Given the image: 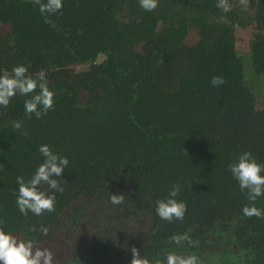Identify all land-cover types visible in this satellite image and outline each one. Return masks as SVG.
I'll return each mask as SVG.
<instances>
[{"label":"trees","instance_id":"1","mask_svg":"<svg viewBox=\"0 0 264 264\" xmlns=\"http://www.w3.org/2000/svg\"><path fill=\"white\" fill-rule=\"evenodd\" d=\"M216 3L159 0L146 12L139 0H64L54 29L32 0H0V74L46 70L55 93L41 119L25 115L28 96L0 107L6 233L52 249L55 264H131L132 247L150 261L264 264V217L243 214L247 195L228 170L249 151L264 164V0H230L229 13ZM214 76L226 83L213 87ZM41 145L69 160L64 192L55 212L25 217L16 178L44 162ZM176 184L187 212L169 223L156 201ZM254 206L264 212V196ZM177 234L193 244L169 243Z\"/></svg>","mask_w":264,"mask_h":264},{"label":"clouds","instance_id":"2","mask_svg":"<svg viewBox=\"0 0 264 264\" xmlns=\"http://www.w3.org/2000/svg\"><path fill=\"white\" fill-rule=\"evenodd\" d=\"M249 0H240L243 6L248 5ZM33 6L38 7L44 22L51 25L54 29L57 27L52 17L62 14L64 0H32ZM159 0H139L140 7L146 12L155 11ZM216 7L224 13H229L233 9L230 0H217ZM226 83L222 76H214L211 80L213 87H219ZM28 96L24 102L25 115L28 119L33 116L41 119L47 115L50 110H54L55 93L49 88V81L46 70H40L33 76L29 73L27 67L20 65L13 67L11 72L4 71L0 74V107L7 108L11 100L17 95ZM13 127L19 130L22 127L21 121H14ZM39 152L44 157V162L38 166L32 177L25 181L23 176H18V194L16 204L21 214L25 217L31 212L35 216H42L45 213H53L56 210L55 192H64L61 178L65 169L69 165L66 157L54 154L48 145H41ZM228 170L233 178L238 181L242 192H245L249 205L242 209L243 214L249 218L264 217V212L255 207L257 198L264 196V164H260L254 158L253 154L244 152L238 157V160L229 163ZM54 190L52 194L42 190V186ZM181 191V186L176 184L170 190L168 197L156 201V213L159 218L166 222L174 220L183 221L187 212V206L182 201L175 199ZM124 195H111L110 203L113 205L123 204ZM4 221L0 220V225ZM31 231L37 229L32 227ZM39 231L47 235L48 228L41 225ZM187 241L189 245L193 241L187 234L173 235L169 243L181 245ZM131 264H201L196 255H178L175 252H168L163 259H154L150 261L146 257H141L136 247L131 248ZM56 254L47 247H40L32 239H19L18 237L6 233L3 227H0V264H55Z\"/></svg>","mask_w":264,"mask_h":264},{"label":"rangeland","instance_id":"3","mask_svg":"<svg viewBox=\"0 0 264 264\" xmlns=\"http://www.w3.org/2000/svg\"><path fill=\"white\" fill-rule=\"evenodd\" d=\"M258 92H261V97H264V89L259 90ZM264 102V101H263Z\"/></svg>","mask_w":264,"mask_h":264},{"label":"water","instance_id":"4","mask_svg":"<svg viewBox=\"0 0 264 264\" xmlns=\"http://www.w3.org/2000/svg\"><path fill=\"white\" fill-rule=\"evenodd\" d=\"M105 58V56L104 55H102V56H99V58H98V61H101L102 59H104Z\"/></svg>","mask_w":264,"mask_h":264}]
</instances>
